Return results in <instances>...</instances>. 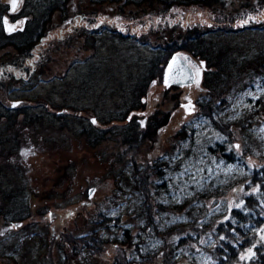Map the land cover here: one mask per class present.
Returning a JSON list of instances; mask_svg holds the SVG:
<instances>
[{"label":"rangeland","instance_id":"1","mask_svg":"<svg viewBox=\"0 0 264 264\" xmlns=\"http://www.w3.org/2000/svg\"><path fill=\"white\" fill-rule=\"evenodd\" d=\"M44 2L17 0L13 11L11 0H0V9L6 10L0 19V37L1 27L10 36L24 31L42 11ZM241 2L226 0L215 9L193 7L173 12L182 15L186 22L191 20L206 26L214 24L220 14L235 12ZM144 14L146 11H139L136 18L130 9L123 11L117 4L70 0L64 14L55 15L50 37L43 50L39 47L36 53L35 57L44 53L40 67L29 77L8 84V95L0 91V113H5V107L11 108L15 102H20L16 108H21L13 131L17 139L12 142L13 151L0 150L3 190L0 205L3 210H34L30 220L15 221L17 227L12 225L10 232L2 227L6 220L0 218V264H112L127 247L116 244L115 228H96L92 223L99 221L101 215L119 217L122 226L132 228V242L140 241L137 234L142 219L134 220L140 212L139 172L158 161L170 160L175 153L174 144L180 142L177 135L183 126L193 128L196 151L207 143L224 139L209 116L202 113L201 105L210 102L219 106V114L215 116L219 121H233L249 114L264 121V109L255 114L254 104L248 101L264 98V85L258 79L259 65L264 62L263 29L222 32L210 39L227 49L235 61L222 88L223 97L211 100L210 91L203 83L209 68H202L203 61L182 55L194 62H188L196 76L191 86L166 88L164 78L152 82L147 96L140 99L139 109L132 111L126 121L111 122L138 104L134 93L157 51L153 45L157 39L151 38L154 43H146L148 37L143 33L152 22L163 24L162 15L140 16ZM103 26L114 27L125 37H117L110 32L111 28L99 30ZM92 29L98 32L87 33ZM130 35L139 38L130 39ZM62 36L59 43L55 42ZM18 55L11 46L1 48L0 66ZM222 98L227 99L225 104ZM157 113L158 117L170 116L167 126L140 145L127 141L124 134L128 124L140 128ZM92 119H95L93 124ZM85 130H94L97 135L109 131L93 146ZM237 149H241V144ZM175 163L178 165V161ZM224 169L221 164H209L201 157L189 160L181 168L175 167L168 172L171 190L162 192V201L170 202L168 194L179 200L191 191V184L199 177ZM4 192L11 196L6 197ZM240 196V191L234 190L227 200L234 205ZM93 231L111 243L98 245L91 254L82 246L72 249L65 240L81 238ZM154 241L162 243L161 239Z\"/></svg>","mask_w":264,"mask_h":264},{"label":"trees","instance_id":"2","mask_svg":"<svg viewBox=\"0 0 264 264\" xmlns=\"http://www.w3.org/2000/svg\"><path fill=\"white\" fill-rule=\"evenodd\" d=\"M45 1L42 11L24 31L10 36L1 27L0 49L11 46L19 54L0 66V91L5 94L8 84L29 77L33 70L40 67L44 53L35 57L36 53L39 47L43 50L45 41L49 39L53 30L50 24L55 15L64 14L70 2V0ZM94 2L102 5L117 4L123 11L130 9L136 18L139 11L162 15L163 22V24L152 22L143 33L148 37L146 43H154L150 41L151 38L157 39L153 44L157 51L150 60L147 74L140 80L134 93V96L138 97V104L127 108L120 117L111 119V122L126 121L132 111L139 109L140 99L147 96L149 85L155 81H162L168 62L181 55H186L193 61L205 62V68L209 69L205 73L203 83L210 91L211 100L213 101L214 97H223L222 88L227 83V77L235 61L227 49L217 46L210 39L222 32L228 34L264 29V0H242L240 8L235 12L220 14L214 24L206 26L201 22L194 23L191 20L186 22L182 15L173 11L193 7L215 9L226 0H94ZM145 8L148 9L144 10ZM155 9L158 11L154 12ZM4 13L6 10L1 8L0 19ZM170 27L172 31L168 32ZM107 28H111L110 32L117 37H125L120 30L111 26H103L99 30ZM178 28L181 30L178 31ZM94 32H98V29L87 30V33ZM62 38L64 36L56 41L54 37L53 40L59 43ZM129 38L139 37L130 35ZM258 76L264 85L262 61ZM221 101L225 104L227 99L222 98ZM248 101L254 104L255 114L264 109V98L256 100L249 98ZM201 106L202 113L209 116L213 126L222 133L224 139L214 140L196 151L193 144V128L183 126L177 135L180 142L174 144L175 153L170 160L158 161L154 166L151 165L147 169L149 174L146 173L147 170L139 172L137 187L140 212L134 220L139 217L142 219L137 234L140 241L135 242L136 244L132 242L134 238L132 228L122 226L119 217L101 215L99 221L92 223L96 228L106 227L113 230L115 228V231H118L116 244L120 247L126 246L128 249L121 250L112 264H264V121L254 119L251 114L233 121H219L215 117L219 114V106H214L210 102ZM20 109L5 107L6 112L0 113V150L5 148L8 153L13 151L12 142L17 140L16 132L13 134V131L15 121L21 113ZM158 115L157 113L150 118L145 126L141 125V129L128 124L124 134L127 141L142 144L151 140L169 123L168 114L164 117ZM91 123L94 122L91 120ZM93 131L85 130L84 134L94 146L104 139L105 133L109 130H103L100 135ZM238 139L241 140L239 143ZM238 144H241V149H237ZM177 156L179 158L174 160ZM196 157L207 159L209 164L214 162L221 164L225 169L216 174L205 173L191 184L189 193L183 194L179 200H173L168 194L170 202L164 203L162 192L168 193L171 190L168 172L175 167L181 168L183 164ZM177 161L178 165L175 163ZM234 190L240 191L241 196L234 205H231L227 196ZM2 192L0 188V194ZM4 195L8 198L11 196L8 192H4ZM33 212L34 210L28 209L3 210L0 205V218L6 220L2 227L10 232L12 225H17L15 221H28L32 218ZM45 214L42 213L41 216ZM30 224L31 221L25 228L27 229ZM143 238L144 240H141ZM157 239L162 240L160 245L155 243L154 240ZM65 240L74 247L72 249L82 246L84 250L89 249L91 254L92 249L98 245L105 246L111 243L95 231L81 238Z\"/></svg>","mask_w":264,"mask_h":264},{"label":"water","instance_id":"3","mask_svg":"<svg viewBox=\"0 0 264 264\" xmlns=\"http://www.w3.org/2000/svg\"><path fill=\"white\" fill-rule=\"evenodd\" d=\"M188 62L194 63L192 60L185 59L182 55L168 62L164 75V86L166 88L191 86L195 82L194 70ZM202 66L205 67V62H202ZM19 104L20 102H15L12 107L16 108ZM92 121L95 122V119H92ZM92 194L93 190L90 192V196Z\"/></svg>","mask_w":264,"mask_h":264},{"label":"snow or ice","instance_id":"4","mask_svg":"<svg viewBox=\"0 0 264 264\" xmlns=\"http://www.w3.org/2000/svg\"><path fill=\"white\" fill-rule=\"evenodd\" d=\"M11 7H12L13 11L16 10V8H17V0H11ZM4 22L7 23V20L5 19Z\"/></svg>","mask_w":264,"mask_h":264}]
</instances>
